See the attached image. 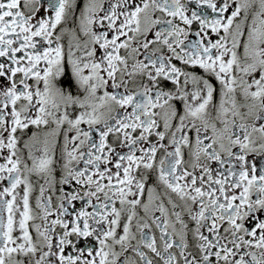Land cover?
Returning a JSON list of instances; mask_svg holds the SVG:
<instances>
[{
	"label": "snow or ice",
	"instance_id": "obj_1",
	"mask_svg": "<svg viewBox=\"0 0 264 264\" xmlns=\"http://www.w3.org/2000/svg\"><path fill=\"white\" fill-rule=\"evenodd\" d=\"M0 264H264V0H0Z\"/></svg>",
	"mask_w": 264,
	"mask_h": 264
}]
</instances>
